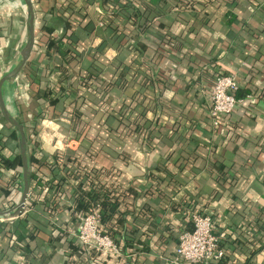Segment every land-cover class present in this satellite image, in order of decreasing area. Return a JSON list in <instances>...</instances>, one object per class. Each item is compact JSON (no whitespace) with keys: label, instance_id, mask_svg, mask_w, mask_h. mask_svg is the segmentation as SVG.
<instances>
[{"label":"crops","instance_id":"1","mask_svg":"<svg viewBox=\"0 0 264 264\" xmlns=\"http://www.w3.org/2000/svg\"><path fill=\"white\" fill-rule=\"evenodd\" d=\"M178 1L31 0L33 48L1 99L24 128L31 192L24 212L0 219V264H172L190 209L216 220L226 251L191 264H264V0ZM27 35L20 0L0 5V78ZM219 70L235 74L242 103L213 127ZM84 170L128 211L111 235L118 254L74 238L100 193ZM22 186L18 136L0 114L1 210Z\"/></svg>","mask_w":264,"mask_h":264},{"label":"built area","instance_id":"2","mask_svg":"<svg viewBox=\"0 0 264 264\" xmlns=\"http://www.w3.org/2000/svg\"><path fill=\"white\" fill-rule=\"evenodd\" d=\"M237 88L238 81L234 73H225L220 70L214 73L209 92L210 106L208 111L213 127L226 125L231 115L242 103L235 96ZM256 100V97H250L251 104H255ZM56 127L58 128V125ZM60 144L59 138L55 136L54 145L58 146ZM57 161L60 162L61 159L58 158ZM26 201L20 214L27 207ZM16 203L3 210L13 207ZM187 221L191 224V227L180 232L178 243L173 250L170 260L171 263H216L224 260L226 258V251L221 244L219 235L215 232L216 220L210 215L190 209ZM74 238L78 245L88 253L94 251L108 255L119 253L115 240L101 225V211L98 204L90 205L88 211L81 216L74 233Z\"/></svg>","mask_w":264,"mask_h":264},{"label":"water","instance_id":"3","mask_svg":"<svg viewBox=\"0 0 264 264\" xmlns=\"http://www.w3.org/2000/svg\"><path fill=\"white\" fill-rule=\"evenodd\" d=\"M24 13H25V20H26V29H27V40L25 45L21 51V58L18 64H16L9 72L4 74L0 78V114L1 117L12 127V129L17 133L18 140H19V149H20V156L22 160V179H23V186L20 198L18 202L11 208L7 210L0 209V219L9 221L13 218L17 217L20 212L22 211L25 201L28 196L29 192V184L31 179V169H30V157L29 151L27 146V140L24 133L23 125L15 119L14 116L2 105V92L3 88L7 85L8 82L13 80L20 72V69L23 67L34 44V13L32 8L31 0H20Z\"/></svg>","mask_w":264,"mask_h":264},{"label":"trees","instance_id":"4","mask_svg":"<svg viewBox=\"0 0 264 264\" xmlns=\"http://www.w3.org/2000/svg\"><path fill=\"white\" fill-rule=\"evenodd\" d=\"M178 2L179 3L176 6L178 9H182V6H183L184 9L190 10V9H193L195 4H196V0H179ZM68 7L69 6L66 5V8H68ZM147 10L149 11L150 9H147V8L142 9V11L145 14L148 12ZM65 26L67 29L66 31L69 32V29L72 27V25L70 23H68L67 20H65ZM62 38L60 40H62ZM172 39L173 38H169L168 40L172 41ZM173 41H174V39H173ZM59 89L62 91H67L66 88L63 87L62 85L59 87ZM250 95H254V93H252ZM82 110H84V104L81 103L80 106H78L77 111L80 112L79 114H83L84 111L82 112ZM80 120L81 119H79V121H77V123L78 122L80 123ZM71 125H72V127H75L77 124L73 122V124H71ZM56 155H58V152L56 153ZM17 161H19V156L17 157ZM33 161H34V159L32 160V157H31V162H33ZM104 172L105 171H103L101 173V175L104 174ZM83 173L84 174H82V175L89 177L86 180H91L93 187L98 189L100 192L98 194V197L96 198V200H93V204H98L100 206L101 225L103 226V228L106 230V232L109 235H114V231L117 229L116 225H119L121 228L126 227L125 226V220H126V215H127L128 211L127 210H121V208H120L121 201L118 199L119 196L112 193L113 188L112 189L110 188V185L107 183V180H100L99 170H98V172H94V173H89L88 170H86V171L84 170ZM70 176H72V174H70ZM78 176H80V175H78ZM80 180H83V179H80ZM128 190L133 193L134 197L138 196V192L136 190L132 191L131 187H128ZM30 192L31 191H29V194H30ZM76 202H78L79 206H80L82 200L80 198L79 199L76 198ZM78 203H77V205H78ZM82 209H84V210L82 211L81 216L84 215L88 211L89 208L86 205H83Z\"/></svg>","mask_w":264,"mask_h":264},{"label":"rangeland","instance_id":"5","mask_svg":"<svg viewBox=\"0 0 264 264\" xmlns=\"http://www.w3.org/2000/svg\"><path fill=\"white\" fill-rule=\"evenodd\" d=\"M8 1H10V2H14V1H16V0H0V5H4L5 3H7Z\"/></svg>","mask_w":264,"mask_h":264},{"label":"bare ground","instance_id":"6","mask_svg":"<svg viewBox=\"0 0 264 264\" xmlns=\"http://www.w3.org/2000/svg\"><path fill=\"white\" fill-rule=\"evenodd\" d=\"M8 97V95H6ZM12 112V111H11Z\"/></svg>","mask_w":264,"mask_h":264}]
</instances>
